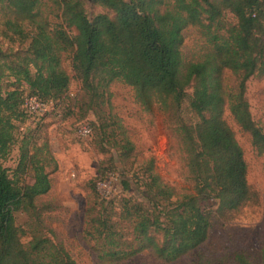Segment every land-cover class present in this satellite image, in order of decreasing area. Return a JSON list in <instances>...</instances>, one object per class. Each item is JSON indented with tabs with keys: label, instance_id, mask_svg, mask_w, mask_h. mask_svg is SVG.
Here are the masks:
<instances>
[{
	"label": "trees",
	"instance_id": "obj_1",
	"mask_svg": "<svg viewBox=\"0 0 264 264\" xmlns=\"http://www.w3.org/2000/svg\"><path fill=\"white\" fill-rule=\"evenodd\" d=\"M50 1L57 8L56 23L40 13L41 0H0L3 38L28 41L22 49L0 46V264H76L46 234L42 212L47 204L36 203L51 188L46 167L54 158L47 143L37 144L32 134H24L16 167L10 171L3 165L16 141L15 122L31 115L23 106L26 96L52 105L74 96L69 95L63 54H70L80 82L81 106L96 119L88 125L89 135L93 130L100 145L123 157L134 145L111 111L110 85L121 81L131 86L144 110L156 106L168 111L179 106L192 84L189 106L198 120L176 128L191 191L178 194L157 174L151 158L144 166L147 203L121 198L115 211V196L103 197L97 190L105 179L98 174L93 188L101 202H89L82 233L103 263L122 262L143 251L163 263L193 253L209 240L217 221L255 198L243 149L224 113L228 110L251 144L264 152V132L254 123L244 95L250 77H264V0H89L110 12L92 17L83 0ZM226 13L235 21H228ZM188 26L204 39V50L194 61H185L181 52L182 31ZM225 70L236 77L235 87L225 86ZM27 172L31 182L21 180ZM20 211L28 216L23 224L16 222ZM233 259L253 264L242 250ZM260 259L264 261V243ZM191 264H223V259L195 253Z\"/></svg>",
	"mask_w": 264,
	"mask_h": 264
},
{
	"label": "rangeland",
	"instance_id": "obj_2",
	"mask_svg": "<svg viewBox=\"0 0 264 264\" xmlns=\"http://www.w3.org/2000/svg\"><path fill=\"white\" fill-rule=\"evenodd\" d=\"M89 17L108 12L105 8L83 0ZM56 7L50 0H41L39 11L51 23L58 22ZM110 13V12H108ZM226 19H235L226 13ZM2 13L0 11V46L2 49H22L28 41L9 42L1 35ZM28 28V27H27ZM181 52L185 61L197 60L204 50V39L199 30L188 26L182 31ZM62 66L70 76L69 91L73 97L62 102H54L43 115H30L25 120L16 121V141L3 160V165L12 171L18 161L20 140L24 134H32L37 144L46 142L54 158V163L46 167L51 188L39 196L36 203L40 207L47 204L42 212L46 234L60 242L72 255L76 264H191L195 253L209 257H221L223 264H236L233 254L242 250L253 264H264L260 259V249L264 243V152L260 153L250 141L247 132L233 121L228 110L224 117L234 132L235 138L244 152L247 165V180L255 192L253 202L240 212L233 214L225 222L217 221L209 240L193 253L179 259L163 263L149 252H140L122 262H99L91 251V241L84 238V214L89 202H101L94 191L93 181L104 173L105 179L97 183V190L103 197L115 196V211L121 198L147 203L143 182L144 166L152 158L154 170L178 194L189 192L192 183L186 168V158L177 126L193 125L197 115L189 106L192 84L186 87L185 97L177 108L163 111L158 107L144 110L135 100L131 86L115 81L110 87V108L127 131L134 145L133 152L123 157L121 151L108 145H100L93 130L88 136L78 135L82 125L92 127L96 121L94 114L80 104V82L72 68L70 54H63ZM223 81L230 89L236 86L237 79L228 70L224 71ZM245 98L254 123L264 132V77L253 76L245 83ZM103 176V175H102ZM31 182V173L21 177ZM127 187H125V184ZM119 198V199H118ZM212 204V201H211ZM28 216L25 212L16 213V222L23 224ZM125 231L126 223H121ZM27 238H24L26 240Z\"/></svg>",
	"mask_w": 264,
	"mask_h": 264
},
{
	"label": "built area",
	"instance_id": "obj_3",
	"mask_svg": "<svg viewBox=\"0 0 264 264\" xmlns=\"http://www.w3.org/2000/svg\"><path fill=\"white\" fill-rule=\"evenodd\" d=\"M69 95H74L73 92L69 91ZM26 112L31 115H43L49 111V107L52 106L51 102H43L38 100L35 96L28 95L24 98L23 104ZM90 133V127L88 125H82L78 128V135L88 136Z\"/></svg>",
	"mask_w": 264,
	"mask_h": 264
}]
</instances>
